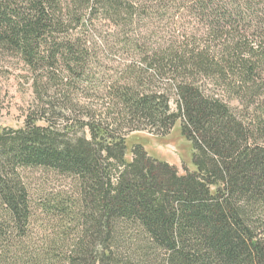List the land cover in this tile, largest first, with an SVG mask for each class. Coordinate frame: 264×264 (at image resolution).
I'll list each match as a JSON object with an SVG mask.
<instances>
[{"label": "trees", "instance_id": "1", "mask_svg": "<svg viewBox=\"0 0 264 264\" xmlns=\"http://www.w3.org/2000/svg\"><path fill=\"white\" fill-rule=\"evenodd\" d=\"M155 15L188 27L148 41ZM127 48L135 60L102 88L104 111L71 98L93 84L92 54ZM0 50L32 72L39 102L0 132V264H264V0H0ZM44 82L66 88L65 107ZM232 102L254 109L249 125ZM178 123L194 171L141 144L129 153L130 134ZM35 168L77 179V202L36 207L22 177Z\"/></svg>", "mask_w": 264, "mask_h": 264}, {"label": "rangeland", "instance_id": "2", "mask_svg": "<svg viewBox=\"0 0 264 264\" xmlns=\"http://www.w3.org/2000/svg\"><path fill=\"white\" fill-rule=\"evenodd\" d=\"M188 22V20H180L177 16L172 18L171 16L155 15L144 20V23L141 24V30L147 33L148 41L155 42L174 37L176 30L183 31L181 30L184 29L183 26L188 27ZM132 59L135 60L133 53L128 48L118 52H95L91 56L92 65L87 69L88 72L93 73V84H77L76 88L71 90V98H77L78 101H82L81 104L85 103L93 111H104L105 96L102 88L126 65L132 63ZM65 83H67V79ZM40 86L45 87L48 96L57 98L53 100L57 107L66 106V100L69 99L66 88H60L62 90L59 91L54 86L46 85V82ZM203 86L211 95L220 96L226 101L231 99V94L227 92L222 82L203 80ZM59 87L61 86L59 85ZM34 91V77L28 67L20 58L0 50V132L3 128L18 129L23 127L26 117L39 104ZM175 99L172 97L171 107L174 111H176ZM232 104L236 108L237 117L249 125L256 116L254 109L246 107V103L236 104L232 102ZM58 111L60 110L56 109V112ZM84 113L86 112L81 114L78 110L73 118H79ZM66 116H72V114L67 112ZM127 143L129 153L134 144H141L151 157L175 166L180 174L195 170L192 160V146L181 135L179 123L165 137L152 136L147 132H135L130 134ZM129 153L128 160L131 158ZM22 177L36 207L54 197H62L71 203L77 202L79 198L80 188L78 180L75 178L61 176L53 171L38 168L22 170ZM46 225L59 232L60 223L58 220H48ZM74 227L75 223H68L67 229L72 231Z\"/></svg>", "mask_w": 264, "mask_h": 264}]
</instances>
